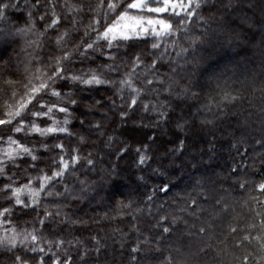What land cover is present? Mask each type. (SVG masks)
Masks as SVG:
<instances>
[{"label":"trees","instance_id":"16d2710c","mask_svg":"<svg viewBox=\"0 0 264 264\" xmlns=\"http://www.w3.org/2000/svg\"><path fill=\"white\" fill-rule=\"evenodd\" d=\"M52 2L56 14L62 17L59 31L71 30V18L63 19L67 9L60 6L61 0ZM70 2L85 5L83 12L74 14L79 21V38L92 16L87 6L95 5L97 0ZM23 3L20 0L21 9L8 10L11 23L21 27L27 19ZM224 3L229 6L209 0L201 10L209 24L194 21L187 36L181 33L167 39L168 53L157 62L154 74L147 75L163 84L145 86L144 72L138 70L136 84L145 91L134 108L127 106L128 92L121 100L109 85L91 89L58 85L63 91L71 90L78 100L77 105H68L70 115H63L69 120L64 125L68 131L40 141V149L34 153L37 161L26 156L13 169L11 182L2 180L0 185L2 188L9 182L20 187L31 178L32 187L38 188L37 176L60 170L61 156L69 162L63 176L55 178L46 189L59 191L60 196L41 193L38 204L25 208L14 201L9 203L0 192V204L11 208L10 219L17 229H35L41 237L39 246L46 252L33 253L27 245L12 252L0 247V264H13L16 255L28 264H37L41 257L44 264H54L57 259L68 260L69 264H159L168 252L176 259L188 258L190 264H242L245 255L259 252L256 240L248 243L243 237L264 236L260 224L264 220V192L256 188L264 182V0ZM33 17L36 32H42L52 19L47 0H41ZM220 17L223 22L218 21ZM200 33H205V42L191 47L189 38ZM56 35L50 31L51 38L43 39L41 48L35 50L26 42L36 39L31 34L11 44L0 41V118L4 102L14 103L13 89L24 91L21 83L26 82L25 64L30 56H40L47 62L49 56L59 54L53 43ZM153 42L154 38L147 36L113 49L121 73L128 70L137 55L145 64L158 57L163 48L153 49ZM181 48L188 51L178 55ZM89 67L96 65H74L75 69ZM106 78L117 77L112 74ZM6 80L16 83L7 84ZM169 85L171 93L165 90ZM184 88L198 95H185ZM225 93L239 99L217 107L215 101ZM47 100L55 102V98ZM144 104L149 105L147 111ZM36 107L29 106L30 110ZM122 111L126 113L123 117ZM161 112L167 115L161 116ZM181 141L183 149L177 150ZM56 145H63V149ZM140 155L148 157L144 164L139 163ZM73 156L80 157L78 162H72ZM241 183H245L243 189ZM165 185L167 192L160 190ZM226 196L234 203L233 212L223 200ZM22 199L29 203L27 194ZM45 208L53 214L46 216ZM215 212L221 217L210 232L208 215ZM165 227L170 228L169 233L163 232ZM201 228L205 229L203 233ZM231 228L236 231L231 232ZM59 241L63 243L57 246ZM157 246L163 250L161 253L154 251ZM136 247L140 252L132 251ZM176 248L183 255L177 254ZM249 264L254 262L250 259Z\"/></svg>","mask_w":264,"mask_h":264},{"label":"snow or ice","instance_id":"6c2138e0","mask_svg":"<svg viewBox=\"0 0 264 264\" xmlns=\"http://www.w3.org/2000/svg\"><path fill=\"white\" fill-rule=\"evenodd\" d=\"M208 2L209 0H97L95 5L87 6L92 16L90 22L85 26L83 35L77 38L76 33H79L80 29L77 27L79 21L74 14L84 11L85 5L83 3L74 4L70 0H61L60 6L67 9L63 19L71 18V30L65 29L63 32H60L59 27L62 17L58 16L55 12L56 4L52 0H47L48 5L52 8V19L42 32L37 33L33 13L41 6V0H35V3H32L31 0H24L23 7L27 9V19L22 27L12 24L8 16L9 9H21L20 0H0V41L5 44H11L31 34L36 36V39L27 40L26 42L29 47L35 50L41 48L43 39L51 38L48 36L50 31H55L57 35L53 43L55 51L59 53L58 55L49 56L47 62L40 56L31 55L25 64V72L27 73L25 76L26 82L21 83L24 91L19 93L18 90L13 89L11 99L14 103L4 102L3 107L5 111L3 118H0V175L5 174L4 165L6 161L15 164V161L18 158H23V156L30 157L31 161H37L38 159L37 155L34 154L33 148L27 146L25 143H21L19 139L15 138L14 134L24 133L25 136L38 134L41 137H45L49 134L68 131L62 125H67L69 120L65 118L62 122L58 121L53 119L52 114L55 110L65 114L67 117L70 115L68 105L75 106L78 104V100L74 98L75 93L71 90L63 91L58 85L69 88L80 85L88 89L94 86L109 85L115 89V94L121 100L124 99L123 94L128 92L130 99L127 106L134 108L141 94L145 91L144 88L136 84V80L140 78L138 70H143L144 72L145 78L143 84L145 86H151L156 82L163 84L162 80L149 79L147 75L149 73L154 74L157 62L168 53V38L177 37L181 33L187 36L191 31V24L194 21L201 25L209 24V20L201 15V10ZM219 2L225 8L229 6L224 3V0H219ZM39 19L43 21L44 16L41 15ZM174 19L178 22L173 23ZM204 35L205 33H200L199 36L190 37V46L196 47L203 44L205 42L203 39ZM147 36L154 38V42L151 45L153 49L163 48L160 55L149 64H145L140 56L137 55L128 70L121 73L120 66L115 63L117 57L113 55V49H118L125 42ZM172 46H177L175 41L172 42ZM187 51L188 49L181 48L177 54L180 55ZM261 55L264 56V51L261 52ZM98 60L102 62L97 63ZM108 61L112 62L109 63ZM85 62L95 64L96 67H89L86 70L74 68L75 64H83ZM112 74H116L117 78H106ZM5 83L13 84L16 82L6 80ZM165 90L169 93L173 91L171 85ZM183 92L192 98L198 95L191 92L189 88H184ZM45 98H55V102L49 104L45 101ZM211 99L215 100V98ZM238 99L239 97L237 96L225 93L221 100L215 101V104L217 107H220L224 102L234 103ZM33 101L36 102L39 109H47V111L30 110V105L36 106L33 105ZM204 107L209 111L211 110L208 104H205ZM153 108L155 109V106ZM144 109L147 111L149 105L144 104ZM125 115L126 113L122 111L121 116ZM160 115L166 116L167 113L161 112ZM26 116L34 118L46 117L52 120V123L50 126L41 127L35 120L25 119ZM206 122L211 123V121ZM5 126L10 127L13 134H6L3 131ZM177 126L183 128V125L180 123ZM183 146L184 142L181 141L177 150H182ZM44 147L47 150V146L45 145ZM56 147L61 150L63 149V145H56ZM136 151L140 153L139 148ZM79 159V156H73L72 162H78ZM147 159L146 155H140L139 163L144 164ZM88 163H92V161L89 160ZM59 166L60 170H53L51 175L43 173V170H41L43 174L36 177L39 181L38 188L32 187V180L30 178L27 184L20 187H13L11 184L6 183L0 188V192L5 194L9 203L14 201L15 205L25 208L38 204L41 193H45L49 197L60 196L62 193L59 191H46L47 186L55 178L63 176L64 172L67 171L69 162L61 156L59 158ZM7 179L11 180V177H7ZM244 187L245 183H241L240 188L243 189ZM256 188L260 192H264V182L256 185ZM160 190L167 192L168 186L165 185ZM9 192L11 193L10 196L7 195ZM24 194H27L29 203H25V200L21 198ZM193 204H195V201H193ZM126 206L130 207V204ZM11 214V208L0 204V229H3L0 232V247L12 252L19 246L27 245L33 253H45V248L39 246L41 237L36 234V230L34 229L31 232L26 229L18 230L14 221L10 219ZM52 214L45 208L46 216ZM56 214L59 215V212ZM162 219H166V217ZM40 223H44L43 219L40 220ZM260 224L261 228L264 229V220H261ZM9 225L11 227H8ZM204 231V228L200 229V232L203 233ZM230 231L234 233L236 229L231 228ZM163 232L169 233L170 228H163ZM252 240H256L259 243V252L257 254L249 253L245 255L242 264H249L250 259L254 264H264V236L246 234L243 237V241H247L248 243H251ZM48 243L51 245L52 242L49 241ZM62 243L63 241H59L57 246ZM239 246L240 244L238 243L237 247ZM203 250L201 249V251ZM132 251L134 253L140 252V248H133ZM154 251L161 253L163 250L157 246ZM174 251L179 255H183L179 248L174 249ZM13 264H28V261L21 255H16ZM37 264H44L43 257L37 261ZM54 264H69V261L65 260L61 262L57 259L54 261ZM159 264H188V262L183 259H176L172 252H168L159 261Z\"/></svg>","mask_w":264,"mask_h":264},{"label":"rangeland","instance_id":"374dc122","mask_svg":"<svg viewBox=\"0 0 264 264\" xmlns=\"http://www.w3.org/2000/svg\"><path fill=\"white\" fill-rule=\"evenodd\" d=\"M232 18H230V20H231ZM218 21H221V22H223V20H222V18L220 17L219 18V20ZM256 56V55H255ZM206 68V67H205ZM48 102L47 103H49V104H51L52 102L51 101H49V100H47ZM54 102V101H53ZM35 110H40V111H47V109H39V106L38 107H36L35 109H33V111H35ZM64 114L63 113H59V112H57V111H55L54 110V112H53V114H52V116H53V119H56V120H58V121H63L64 119H65V116H63ZM25 119H27V120H35V122L37 123V124H39L41 127H46V126H50L51 125V123H52V120H50V119H48V118H34V117H31V116H26L25 117ZM62 126H64V125H62ZM4 132L6 133V134H13L12 132H11V128L10 127H7L5 130H4ZM52 134H49V135H47V136H45V137H41V136H39L38 134H32V135H30V136H25L24 135V133H19V134H14V136H15V138L16 139H19L20 141H21V143H25V144H27V146H29V147H32L33 148V150H34V153L38 150V149H40L39 147H40V141H42V140H45L44 138H49L50 136H51ZM24 158H26V156H23V158H18L16 161H15V164H13L12 162H7L6 161V163H5V165H4V167H5V174H3V175H0V185H1V181L2 180H6V181H10L9 179H7V177H13L14 175H15V173L13 172V169H15L16 167H17V165H18V167L20 166V163L23 161V159ZM17 167V168H18ZM11 182V181H10ZM8 184H10L9 182H7ZM22 198V197H21ZM1 200H3L2 198H0V201ZM224 201H226L227 203H229V207L227 206V209L228 210H230V211H232V209H233V206H231V205H233L234 203L230 200V198H229V196H226L224 199H223ZM226 208L225 207H223L222 208V211L223 212H225L226 210H225ZM222 212V213H223ZM233 212V211H232ZM220 217L221 216H219V213L217 212H215V213H209V215H208V219H210L211 220V224H212V227H210L209 228V231L211 232V231H213V228L214 227H216V225L214 226L213 224H217L218 223V221H220ZM214 226V227H213ZM8 227H10V225L8 226ZM3 231V229H0V232H2ZM187 260V262H189L188 261V258L186 259ZM188 264H190V263H188Z\"/></svg>","mask_w":264,"mask_h":264}]
</instances>
